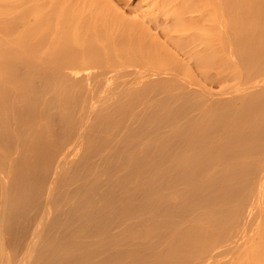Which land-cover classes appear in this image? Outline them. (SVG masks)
Returning a JSON list of instances; mask_svg holds the SVG:
<instances>
[{"label":"bare ground","instance_id":"bare-ground-1","mask_svg":"<svg viewBox=\"0 0 264 264\" xmlns=\"http://www.w3.org/2000/svg\"><path fill=\"white\" fill-rule=\"evenodd\" d=\"M137 1L0 2V264H264V0Z\"/></svg>","mask_w":264,"mask_h":264},{"label":"rangeland","instance_id":"rangeland-1","mask_svg":"<svg viewBox=\"0 0 264 264\" xmlns=\"http://www.w3.org/2000/svg\"><path fill=\"white\" fill-rule=\"evenodd\" d=\"M2 1H3V0H2ZM2 1H0V2H2ZM4 1H5V0H4ZM116 1H119V0H116ZM121 1H122V0H121ZM125 1H128V0H125ZM132 1H133V0H132ZM138 1H140V0H138ZM138 1H137V2H138ZM150 1H151V0H150ZM156 1H157V2L159 1V7H160L159 9H162V11L165 12L166 9H167L168 7H164L163 2L166 3L167 1H166V0H164V1H163V0H154V2H156ZM175 1H176V0H175ZM177 1H178V0H177ZM177 1H176V2H177ZM144 2H145V1H144ZM144 2H143V3H144ZM148 2H149V0H147L145 3H148ZM1 4H2V3H1ZM162 6H163V7H162ZM146 8L149 9L150 6H146L145 9H146ZM143 10H144V9H143ZM155 12H156L157 14H160V11L158 12V10L155 11ZM155 12H154V13H155ZM164 12H162V13H164ZM116 13H117V12H116ZM116 13H115L114 15H116ZM107 14H109V13L106 12L105 15L107 16ZM111 14H112V12H110V16H111ZM119 14H120V13H118V15H117L118 17H120V18H121L122 16L125 17V15L122 14V16H121V14H120V15H119ZM112 15H113V14H112ZM108 16H109V15H108ZM108 16H107V17H108ZM127 16H128V15H127ZM127 16H126V18H127ZM130 16L133 17L134 15H130ZM104 17H105V16L101 17V18H102L101 20H98V21L100 22L101 26L103 25V24H102V21L104 20V19H103ZM113 17H114V16H112V20L114 21V24H115V25H118V24L120 25V26H118V27H121V25L126 24L125 20H127V19H123V20H122V18L120 19V18H118V17H117V19H116V16L114 17L115 19H113ZM124 17H123V18H124ZM105 18H106V17H105ZM109 18L111 19V17H108V19H109ZM133 18H135V17H133ZM110 19H109V20H110ZM106 20H107V19H105V21H106ZM109 20H107V21H109ZM128 20H129V18H128ZM128 20H127V21H128ZM131 20H132V19H131ZM98 21H96V22L99 23ZM107 21H106V22H107ZM113 21H109V24L112 22L110 25H113ZM116 21H117L118 23H117ZM103 22H104V21H103ZM106 22H104V23H105L104 26H105V27H107V26L109 27L110 25H109V24H106ZM116 23H117V24H116ZM120 23H121V24H120ZM123 23H124V24H123ZM92 24H93V22H92ZM92 24H91V25H92ZM98 25H99V24H97V27L100 28V25H99V26H98ZM105 27H104V28H105ZM108 27H107V28H108ZM88 28H89V27H88ZM88 28H87V30H88ZM90 28H91V27H90ZM95 28H96V27L92 28L89 32H92L93 30H94V32H99V31H103L102 29H104V28H102V27H101V28H102L101 30H97V28H96V29H95ZM105 29H106V28H105ZM110 29H111V28H110ZM110 29H109V30H110ZM87 30H86V31H87ZM95 30H97V31H95ZM109 30H108V31H109ZM111 30H112V29H111ZM111 30H110V31H111ZM104 31H105V30H104ZM106 32H107V30H106ZM115 32H116V31H115ZM213 89L215 90V89H217V87H213ZM213 89H212V90H213Z\"/></svg>","mask_w":264,"mask_h":264}]
</instances>
